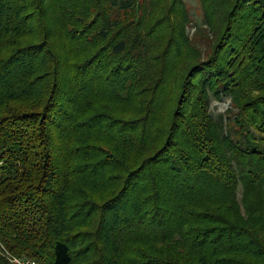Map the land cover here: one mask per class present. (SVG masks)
<instances>
[{
	"label": "trees",
	"instance_id": "16d2710c",
	"mask_svg": "<svg viewBox=\"0 0 264 264\" xmlns=\"http://www.w3.org/2000/svg\"><path fill=\"white\" fill-rule=\"evenodd\" d=\"M203 2L0 0V264H264V0Z\"/></svg>",
	"mask_w": 264,
	"mask_h": 264
},
{
	"label": "rangeland",
	"instance_id": "374dc122",
	"mask_svg": "<svg viewBox=\"0 0 264 264\" xmlns=\"http://www.w3.org/2000/svg\"><path fill=\"white\" fill-rule=\"evenodd\" d=\"M184 3L188 9L191 19V23L189 22L186 27V31L189 37H194L198 26H201L204 29L207 28L210 31V35H212L213 29L211 28V26L208 25V22L205 21L208 12L203 0H184ZM197 41L201 49L206 52L209 45L207 44V39H204L202 34H199L197 37ZM230 106L231 100L228 97H225L222 101H217L216 99H213L211 103V111L216 116L220 113H224Z\"/></svg>",
	"mask_w": 264,
	"mask_h": 264
},
{
	"label": "built area",
	"instance_id": "2783aa9c",
	"mask_svg": "<svg viewBox=\"0 0 264 264\" xmlns=\"http://www.w3.org/2000/svg\"><path fill=\"white\" fill-rule=\"evenodd\" d=\"M6 257L12 264H39L35 259L28 256H18L6 252Z\"/></svg>",
	"mask_w": 264,
	"mask_h": 264
}]
</instances>
